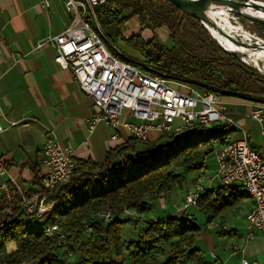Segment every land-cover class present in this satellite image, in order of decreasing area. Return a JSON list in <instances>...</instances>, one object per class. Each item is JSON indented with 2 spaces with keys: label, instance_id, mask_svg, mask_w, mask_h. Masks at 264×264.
<instances>
[{
  "label": "trees",
  "instance_id": "trees-1",
  "mask_svg": "<svg viewBox=\"0 0 264 264\" xmlns=\"http://www.w3.org/2000/svg\"><path fill=\"white\" fill-rule=\"evenodd\" d=\"M125 10L131 13L122 17ZM96 14L103 28L116 25L118 34L132 16L149 18L153 29L166 27L172 41L169 47L157 35L148 41L141 35L126 39L142 52L144 61L160 71L220 95L255 101L264 96L263 75L225 50L199 17L167 0H108L96 7ZM105 40L108 42L107 36ZM234 131L228 124H216L182 134L165 133L156 142L131 137L109 149L101 161L76 160L78 166L69 181L51 191L43 188V174L37 171L35 191L20 193L8 183L9 196L0 191V264H72L69 259L78 253L81 260L76 264H201L199 249L192 248L201 226L197 217L188 214L191 207L157 221L148 215L156 194L185 189L192 170L197 177L188 187L200 177V169L213 153L210 147L199 149L201 144L208 147L212 138L227 142ZM174 167L184 172H176ZM35 194H45L55 202L43 226L54 220L63 228L64 238L57 232L49 237L38 225L26 222L23 196ZM245 197L242 187L218 183L203 192L194 207L204 215L207 229L218 220L216 228L224 231L221 219ZM125 209L143 215L124 217ZM103 212H109L110 218L102 217ZM130 222L136 235L125 241V227ZM11 242H16L17 250L9 253ZM160 257L165 259L161 262Z\"/></svg>",
  "mask_w": 264,
  "mask_h": 264
},
{
  "label": "built area",
  "instance_id": "built-area-1",
  "mask_svg": "<svg viewBox=\"0 0 264 264\" xmlns=\"http://www.w3.org/2000/svg\"><path fill=\"white\" fill-rule=\"evenodd\" d=\"M61 1L69 21L61 16L62 32L41 41L37 48L52 44L56 49L55 61L71 71L83 92L93 101L95 110L89 119L91 132L103 122L113 129V140L125 129L131 137L149 141L153 130L160 134H182L198 126L208 128L228 124L237 127L238 121L227 113L228 102L221 99L217 91L181 81L147 61H136L119 50L114 53L105 40L104 28L96 14V7L108 0ZM40 5L49 9L52 0H41ZM249 105L248 116L262 125L264 136V103L251 100ZM126 112L130 118H126ZM14 125L17 122L11 121L9 126ZM4 130L5 127L0 125V133ZM239 131L243 133L242 139L227 142L210 139L208 146L213 149L216 173L206 174L207 167H204L200 169V177H206L210 183L218 181L222 185L240 186L253 199L254 205L246 214V237L252 240L257 233L264 235V155L250 144L243 127ZM43 152L42 163L47 170L42 185L51 191L68 182L78 165L73 149L63 146L53 131H50ZM4 173L6 167L0 159V174ZM208 188L209 185L198 178L187 191L179 211L195 206ZM1 191L9 196L7 185L1 187ZM23 199L25 220L30 226L38 225L49 237L56 232L65 237L63 228L54 220L43 226L55 202L48 200L45 194L23 196ZM125 213L129 217L143 215L128 209ZM100 215L110 218L109 212ZM37 220L40 223H35ZM219 226V221L214 220L208 228ZM85 227L87 231L92 230L88 224ZM240 264L257 263L244 258Z\"/></svg>",
  "mask_w": 264,
  "mask_h": 264
},
{
  "label": "crops",
  "instance_id": "crops-1",
  "mask_svg": "<svg viewBox=\"0 0 264 264\" xmlns=\"http://www.w3.org/2000/svg\"><path fill=\"white\" fill-rule=\"evenodd\" d=\"M40 1L0 0V125L5 127L0 133V159L6 167V173L0 174V191L8 183L17 187L20 193L37 189L33 184L35 171L44 174L47 170L42 161L50 131L63 146L73 149L76 160L101 161L109 149L131 138L123 129L118 139H111L113 129L104 123L96 125L92 132L89 130V119L95 110L93 101L83 92L71 71L55 61L56 49L52 44L37 48L41 41L62 32L61 16L69 21V14L61 0H52L49 9L41 7ZM245 100L250 104L251 100ZM249 110L250 105L246 115H234L227 107L230 116L244 123L250 144L264 155V145L252 141L254 126L251 122L257 121L248 116ZM125 116L130 118L128 112ZM11 121L17 125L9 126ZM151 135L153 139L164 136L155 130ZM242 138L243 133L235 127L229 140ZM188 189L181 192L185 195ZM253 205V199L246 194L226 213L221 219L223 224L232 222L235 226L219 230V234L228 233L237 240L232 246L226 245L220 263L214 256L213 260L202 258L203 264H240L244 258L264 264V235L257 233L249 240L247 223L237 227L238 217H243L246 222V214ZM193 210L191 214H195ZM11 243L15 244L16 251V242Z\"/></svg>",
  "mask_w": 264,
  "mask_h": 264
},
{
  "label": "rangeland",
  "instance_id": "rangeland-1",
  "mask_svg": "<svg viewBox=\"0 0 264 264\" xmlns=\"http://www.w3.org/2000/svg\"><path fill=\"white\" fill-rule=\"evenodd\" d=\"M250 1L252 2L253 0H250ZM218 4H220V3H218ZM242 7L243 8L256 9L252 6H242ZM130 13H131V10H125L122 13V17H127L128 15H130ZM222 13L226 19L229 18L230 16H234V18L232 20L234 22V24L235 25L241 24L247 31L250 32L248 34L249 39H252L253 42L256 41L261 46L262 45L264 46V24L259 23L258 21L247 17L245 14L238 13V11L234 8L232 11L223 10ZM249 16H254V17H259V18L264 19V13L262 16H260V15H249ZM207 18L210 21L215 22L209 16H207ZM210 21H209V23H210ZM204 25H206V23ZM104 31H105L106 36L108 37L107 44H108L109 48L114 53H116V50H119L123 54L128 55V57L133 58L136 61L144 60V56L139 49L135 48L134 46H132L131 44H129L127 42L126 39H128L132 36L141 35L143 40L148 41L154 35H157L158 40L165 47H169L172 44L168 29L166 27L153 29L151 27V22H150L149 18H147V17H144L143 19L139 18L138 16L130 17L129 20L123 26L120 27V34H118V30H117L116 25L107 26L104 28ZM210 34L214 35L212 32H210ZM214 37H215V39H217V37L215 35H214ZM233 37L236 39H241V38H238L237 36L236 37L233 36ZM221 44H222V42H221ZM235 47L238 48L239 46L236 45ZM256 48H259L260 50H262L264 52V50L261 49V47H256ZM230 52L234 53L237 58H239L241 61H243L244 63H246L250 67H252L258 74L264 76V62H261L260 64H256L252 60L247 59L246 54H243L240 52H232V51H230ZM223 98H225L226 100L229 101L227 104L229 112H231L234 115H239V114L246 115L247 110L249 108V101H246L244 98L238 97V96L221 95V99H223ZM256 98L260 99V102L264 103V96L259 97V98L256 97ZM251 124L254 126L253 132H252V141L255 142L256 144L264 145V136L261 135L262 125L259 122H256V123L251 122ZM240 127L244 128L245 127L244 123L238 122L237 128L239 129ZM153 137L151 135V141L156 142L158 139H153ZM205 146H207V145L205 144ZM208 148H209V146L206 148L204 146L203 147L199 146V149H205L204 151H206ZM199 158H197V160ZM206 167H207V173L206 174L214 175L216 173L217 164H216V160L214 158L213 153L207 157ZM173 170L176 172H180V173L184 172L183 169L175 168V167L173 168ZM196 177H197L196 171L192 170L189 172V175H188V181L189 182L187 184V187L185 188V191H186V189H188L190 182L193 181V179ZM199 180L201 182L205 183L207 186L211 185L212 187L214 185L216 186L219 183L218 181L210 183V181L208 179H206V177H204V176L199 177ZM183 189L176 188L174 191H171L169 193L163 191V192L156 194L157 196L155 197V200H154V203H155L154 209L149 213L148 219H152V220L155 219L157 221L159 218H162L169 213H178V214L182 213V209H180L181 211H179L178 208L181 207L183 200H185L186 194L184 195L185 191H183ZM181 190L184 193L181 192ZM181 197H184V199H181ZM249 198L251 199V197H249ZM179 199H181V200H179ZM193 208H194L193 212H195V214H193V215L195 217H197V222L201 226V235H200L199 239L194 243L192 248L199 249L198 253H199V256L201 258H203L205 260H211V259L213 260L214 256H215L219 260L218 263H220V260L224 259L223 255L225 253L224 248L226 247V245L232 246L236 242L237 239L235 236L228 234V233L223 232V233L219 234L218 228L207 229L206 226L204 225V215L202 214V212L200 210H198L197 208H195L193 206L188 210V214L189 215L191 214L190 211ZM163 211H165V212H163ZM124 214H125L124 217L125 216L127 217V214L126 213H124ZM125 221H128V219L126 218ZM237 222H238L237 227H240V228L242 227L243 223H246L245 220H243V217H240V216L238 217ZM35 223H40V220L35 221ZM130 223L131 224H129L125 228L124 238H123L125 241L129 240V238H131L132 236L134 237L136 235V231L133 229V226H134L133 222H130ZM233 225L235 226V224L232 222H230L229 225L227 223L225 224L226 228H228L229 226H233ZM225 230L226 229H224V231ZM8 246H9V248H10V246H12V251H15V249H16L15 244L12 243V244H9ZM7 249H8V247H7ZM8 251H10V250L8 249ZM111 255L114 256V254H111ZM164 259H165L164 257H160L161 262ZM69 260L71 261L70 263H72V264L78 263L81 260L80 254L79 253L75 254ZM180 264H197V262H189L188 261L187 263L182 262ZM201 264H203V263H201Z\"/></svg>",
  "mask_w": 264,
  "mask_h": 264
},
{
  "label": "bare ground",
  "instance_id": "bare-ground-1",
  "mask_svg": "<svg viewBox=\"0 0 264 264\" xmlns=\"http://www.w3.org/2000/svg\"><path fill=\"white\" fill-rule=\"evenodd\" d=\"M223 10L232 11L233 8L228 5H222L213 2L209 4L206 10V15L209 16L211 19H213L216 22V25H213L207 21H205V23L207 27L210 29V31L217 37L219 43L221 44L222 42V44L227 48V50L230 49L229 51L246 54L247 59L252 60L256 64H260L261 62H264V52L259 48H256V47H261V49L264 50V46L263 45L261 46L256 41L253 42L252 39H249L248 34L250 32L247 31L241 24L235 25L234 22L232 21L234 16H230L229 18L226 19L222 13ZM236 10L238 11V13L240 14L242 13L245 15L262 16L264 13V9H257V8L250 9V8H243L242 6L240 7V9H236ZM227 35H230L232 37L237 36L238 38H241L243 42H235L232 39H230ZM236 45L239 47L238 48L235 47ZM8 249L10 250L11 253L14 252L12 251V246H10V248L8 246Z\"/></svg>",
  "mask_w": 264,
  "mask_h": 264
},
{
  "label": "water",
  "instance_id": "water-1",
  "mask_svg": "<svg viewBox=\"0 0 264 264\" xmlns=\"http://www.w3.org/2000/svg\"><path fill=\"white\" fill-rule=\"evenodd\" d=\"M167 1L176 5L177 7L182 9L183 11L199 17L200 20L203 22V24H205V21H208V22L210 21L207 18L206 10H207L209 4L213 3V2L214 3H220L222 5H228L234 9H240L241 6H252V7H255L257 9H264V1H261V0H253L252 2L250 0H167ZM246 16L264 24V19H260V18L254 17V16H249V15H246ZM210 23L213 25H216L215 22L210 21ZM205 27L208 28L206 25H205ZM208 30L210 31L209 28H208ZM212 36L214 37V35H212ZM227 36L235 42H243L241 39H236L230 35H227ZM244 44H246V43H244ZM224 49L227 50L226 48H224ZM227 51H229V50H227Z\"/></svg>",
  "mask_w": 264,
  "mask_h": 264
}]
</instances>
